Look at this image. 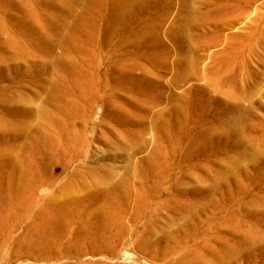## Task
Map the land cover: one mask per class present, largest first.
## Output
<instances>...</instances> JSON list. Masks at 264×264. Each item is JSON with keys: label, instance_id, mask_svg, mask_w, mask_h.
<instances>
[{"label": "rangeland", "instance_id": "obj_1", "mask_svg": "<svg viewBox=\"0 0 264 264\" xmlns=\"http://www.w3.org/2000/svg\"><path fill=\"white\" fill-rule=\"evenodd\" d=\"M11 1L18 7L11 11L0 10V21L9 17L8 25L16 24L20 32L23 24L33 23L43 31L44 42H58L57 47L67 45L65 40L70 33L63 24L60 23L61 34L55 37L46 34L34 20L38 13L31 8L33 0ZM54 1L58 6L64 1L77 3L76 17L58 14L69 27L78 16L88 19L89 15H101L108 21L105 26L86 28L84 35L87 38L90 34L88 49L96 47L101 54L100 74L104 86L101 94L104 96L111 91L105 92L106 87L115 91L116 85L123 83L139 86L140 94L137 95H142L135 98L123 89V110L113 97L110 104L95 107L84 130L86 156L88 151L97 153L96 156L103 153L115 156L121 152L113 141V134H116V139L123 142V160L106 157L102 162L123 166L118 170L107 167L106 171L123 176V182H128L126 192L130 188L127 179L140 177V169L146 168L145 161L163 146L165 154H169L170 178L179 181L176 191H190L191 200H196L195 191L204 193L200 200L202 213L195 219L192 216L198 212V204L191 211L176 214L161 206L158 217L156 207L138 213L133 203L123 215L122 228H113L104 237L77 244L61 262L34 263L25 259L18 264H191L190 252L194 244H202L205 237L218 232L220 237H235L236 241L228 246L232 253L242 245L240 241L249 246L248 249L241 247L243 253L239 260L233 259L234 263L264 264V0ZM108 26L111 31L107 30ZM18 37L24 40L17 32L3 30L0 26V43L7 54L15 55L16 47L24 45ZM121 46L123 58L118 59L115 51ZM55 50L52 56L46 57L45 67L52 66V59L61 55L60 46ZM16 62L19 61L8 63ZM118 67L123 77L116 83L113 79L117 80ZM45 74L49 75L50 70L45 69ZM49 81L48 95L52 84L51 79ZM153 82L161 84L156 92L164 99L152 104L144 99H147L148 85ZM47 92L43 93L44 98ZM132 98L146 110L145 113L126 105L125 99ZM104 111L112 114L115 120L123 114V131L109 121L107 128L99 126ZM170 111H178L174 122L186 126L185 137L176 149H173L175 144L165 142L162 133L163 122L169 118ZM180 112L184 114L177 116ZM82 125L77 128L78 133H83ZM142 129L145 134L139 136L137 132ZM107 130L111 133L107 134ZM102 132L115 146L94 141L95 135ZM138 142H146L143 150L146 153L132 150ZM18 154L19 151H15L1 159L11 165L8 160H14ZM60 162L53 168L47 158L42 164L46 174L56 173L57 187L63 186L70 174V170L63 172L61 169L68 163L63 155ZM94 162L93 165L100 164ZM74 166L77 164L70 169ZM157 169L158 173H163L165 166ZM7 183L19 186L21 182L12 174V169H0V186L3 188ZM46 195L50 196L51 192ZM5 202L1 200L10 210L5 209L0 214V264H9L12 253L16 254V242L24 241V237L19 236L26 234L31 224L23 217L13 216L14 202ZM207 216L212 219L209 231H206ZM4 223H19V228L12 232ZM225 258H230L227 251Z\"/></svg>", "mask_w": 264, "mask_h": 264}, {"label": "bare ground", "instance_id": "obj_2", "mask_svg": "<svg viewBox=\"0 0 264 264\" xmlns=\"http://www.w3.org/2000/svg\"><path fill=\"white\" fill-rule=\"evenodd\" d=\"M31 3V8L38 13L34 15V20L43 27L46 34H53L55 37L60 35L61 23L64 25L63 28L69 30L70 35L65 40L67 45H59L62 49L61 55L52 59L54 61L52 66L45 67L46 57L57 51L55 48L58 49L59 43L44 42L43 31L36 28L33 23L23 24L24 29L20 32L16 24L12 27L8 25L9 17H5L4 22L0 21L3 30L17 32L24 38L21 40L18 37L17 40L24 42V45L16 47L15 55L7 54L5 47L0 43V63L19 61L0 65V162H3L0 169H12V174L21 182L19 186L9 183L3 188L0 186V214L5 209L10 210L1 203V200H5V203L12 201L15 203L12 209L13 216L31 221L26 234L19 236L24 237L23 243L16 242V254L12 253L8 263L17 261L14 264H18L26 261L25 259H30L34 263L52 260L61 262L77 244L104 237L113 228H122L123 215L133 203L138 213L143 209L156 207L158 217L161 206L169 208L171 213L176 214L180 211H191L198 204V212L192 215L195 219L202 213L200 200L204 193L195 191L193 195L196 200H191L190 191H176L179 181L170 178L169 154H165L163 146H159L153 157L145 161L146 168L140 169V177L130 176L127 179L130 188L126 192L124 190L128 188L125 187L128 182H123V176L115 171H106L107 167L118 170L123 166L103 164L106 157L114 161L123 160V142L119 138L116 139V134H113V141L121 150L118 152L120 154L112 156L103 153L98 155L100 158L96 160L97 153L92 154L88 151L86 156L87 135L84 134V130L87 129L95 107L110 104L113 97L115 103L123 110V89L135 98L142 96L137 95L140 94L139 86L123 83L117 84L115 91L106 87L105 92L111 91L104 96L101 94L104 88L100 74L101 54L96 47L88 49L91 43L90 34L87 38L84 35L86 28L105 26L108 21L101 18V15H89L88 19L78 16L74 25L69 27L58 14L76 17L75 1L60 2V6L54 0H33ZM17 7L11 0H0V10L11 11ZM107 30L111 31V28L108 26ZM17 43L20 42L15 44ZM44 43L49 45L44 46ZM115 56L118 59L123 58V46L115 51ZM120 66L123 69V62ZM45 69L50 70L49 75L45 74ZM120 72L118 67L115 73L117 80L113 79L116 83L122 81L123 72ZM111 77L110 74L109 78ZM50 79L51 94L48 95L47 86ZM5 82L9 83L4 85ZM106 82L109 83L108 77ZM148 87L145 101L153 104L164 99L162 94L156 92V89L161 87L159 82H153ZM44 92H47L46 98L43 97ZM135 98L125 99L126 105L140 108L145 113L146 110ZM177 112H169V118L164 120L162 130L165 142L175 144L173 149L179 147L178 142L185 137V124L179 126L174 122ZM181 114L184 113L180 112L177 116ZM111 116L112 114L104 111L99 126L107 128L109 121L123 131V114L116 120ZM79 125H82L83 133L77 132ZM108 133L111 132L107 130ZM137 133L143 136L145 129ZM75 134H78L77 139L74 137ZM93 139L115 146L104 132L96 134ZM145 146L146 142L143 144L138 142L132 150L140 153ZM15 151H19V154L14 160H8L12 162L11 165L6 164L7 160L1 159L3 155H10ZM61 155L68 162L61 169L63 172L70 170V174L67 182L57 187L56 173L46 174L42 164L48 158L54 168L61 163ZM93 161L100 164L93 165ZM74 164L77 166L70 169ZM162 165L165 166V171L158 173L157 168ZM169 183L171 184L167 187ZM48 192H51L50 196L46 195ZM207 223L209 226L206 231H209L212 224L209 216ZM6 226L9 231L14 232L19 228V223L16 225L4 223V227ZM218 233L205 237L202 244H199L201 242L194 244L195 248L190 252L191 258L193 257L191 264H237L233 259H240L243 253L241 247L245 246L248 249L249 246L240 241L242 245L232 253L228 246L236 241L235 237H220L221 233ZM7 237L11 239L12 235ZM6 243L7 241L3 247ZM185 243L181 244L183 250ZM225 251L229 252L230 258H225ZM186 252L188 251L184 253Z\"/></svg>", "mask_w": 264, "mask_h": 264}]
</instances>
